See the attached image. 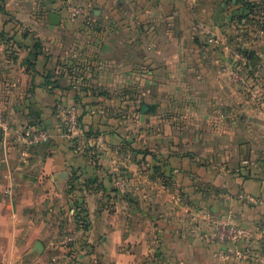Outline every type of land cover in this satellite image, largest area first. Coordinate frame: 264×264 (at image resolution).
Segmentation results:
<instances>
[{
	"label": "crops",
	"instance_id": "crops-1",
	"mask_svg": "<svg viewBox=\"0 0 264 264\" xmlns=\"http://www.w3.org/2000/svg\"><path fill=\"white\" fill-rule=\"evenodd\" d=\"M3 1L0 264H94L95 250L106 264H223L219 255L231 241L218 238L216 224L225 221L245 231L243 252L252 255L242 252L230 264H264V70L255 68V53L242 62L254 63L245 82L225 72L242 60L223 46V15L213 3ZM46 3L59 22H48L49 11L45 20L36 16L45 30L38 36L55 50L45 45L30 58V36L21 28L30 25L33 6L43 11ZM75 3L90 5L89 18L68 17ZM89 53L100 60L92 75L82 71L91 80L84 83L67 61ZM110 90L134 92L138 112L141 100L155 110L142 119L138 113L134 131L122 134L118 128L129 118L106 116ZM59 104L80 114L70 130L53 109ZM24 116L38 120L49 138L18 148L14 130ZM120 171L135 193L107 198L108 176ZM106 199L121 203L109 210ZM76 202L86 227L72 214ZM62 214L67 223L60 230L55 221Z\"/></svg>",
	"mask_w": 264,
	"mask_h": 264
},
{
	"label": "rangeland",
	"instance_id": "rangeland-1",
	"mask_svg": "<svg viewBox=\"0 0 264 264\" xmlns=\"http://www.w3.org/2000/svg\"><path fill=\"white\" fill-rule=\"evenodd\" d=\"M44 1V0H43ZM0 2H4L3 0H0ZM49 2V0L47 1ZM207 2H211L213 3V9L212 11H214V9H217L216 11H218L221 15H223V17H221V19L219 20V22L221 23L220 27L222 28V36H223V41L222 44L223 46L227 49V51H232L235 54H239L241 52H245L247 50H253V54H257V60H256V64H259L258 66L256 65L255 68H259L260 70H264V0H208ZM50 3V2H49ZM46 3V7L45 10H40V8L37 6H33V8L31 9V16H32V20L30 21V25L28 24L27 27L31 28L30 31H28L26 28L27 27H22L21 31L22 32H28L29 33V42L25 45L30 46L29 50L32 51V55L30 56V58H33V52L36 51L37 53H41L42 52V47H45V45H47L48 47H52V50H55L53 48V43H49V41L45 40L44 38H40V36H38L40 33V35H44L43 32H45L44 29L40 28V24L38 25L36 22V16L39 15H43V17H41L43 20H45V11H49L50 9V4ZM40 4V3H39ZM41 5V4H40ZM75 6H81L83 11L80 12V14H76V15H71V9ZM89 6L88 4H84V3H75L72 5H69L66 8L67 11V15L69 18H74L76 16H89L90 10H89ZM41 12V13H40ZM106 12H103V14H105ZM200 18H202L204 16V19L206 18V14L203 11H200ZM87 16V17H88ZM89 18V17H88ZM35 21V22H34ZM210 23V19L208 20ZM213 21V20H212ZM42 29V30H41ZM26 34V33H25ZM69 37L67 35H70V33H63V36ZM46 35V34H45ZM85 40L89 39V37H84ZM84 40V41H85ZM43 42V43H42ZM71 44V37L70 39L67 40V43H65V49L66 51L70 48ZM41 50V51H40ZM70 54V53H69ZM88 56V57H87ZM83 58L80 59H72V60H68V64L71 67L74 66L73 68L76 70H80L77 76L80 78L81 82H91L90 75H88L87 78H85V75L82 73L83 70H87V72L89 71V73L92 75V71L94 69L95 66H97L98 64L96 63L98 60H100L98 57L94 56L93 54L87 55ZM69 59H71L69 57ZM245 60V56L244 59L240 62L237 63L241 68L244 67V69L247 70L246 66H248L249 70H252V64H254L252 62L253 59H250V61L248 62L249 65H243V61ZM104 62V61H103ZM246 62V60H245ZM49 70V69H48ZM249 72V71H248ZM245 75H246V79L248 77L246 71H245ZM76 79V77L74 78ZM264 79V76H263ZM245 82V81H244ZM97 90V89H96ZM99 91V90H98ZM100 93V91L98 92ZM106 94H112V95H108L109 99H114L113 101L108 102L106 105V116H111L114 118H119V117H123V119L129 118L127 119V123L122 124L121 126L118 128V130L123 134L124 132H128V134L132 133L135 129V127L137 126V115H138V111H137V106H135L136 104V96L134 95V92H132L131 90H128L127 92H123V91H119V90H110V92H106ZM123 100H129V103H126V106H122ZM131 102V103H130ZM73 106V105H70ZM69 107V105L63 104V105H54L53 109L56 110V113L58 114V118L61 119V121L63 120L62 118V114L61 112L66 111L67 108ZM105 110V108H104ZM64 114H67V112H65ZM145 115V114H144ZM25 117V116H24ZM23 117V122L20 124L21 125H25L27 123H34L35 125H38L39 121L36 119H30V117ZM117 125L118 126V121ZM122 122V121H121ZM63 123V122H62ZM108 126H110V128H112L113 124H106V130H108ZM22 128V127H21ZM16 130H14V136H17V134L20 132L19 127L15 128ZM129 134V135H130ZM123 136V135H122ZM125 137H123V139L121 140L122 145H119L118 148L120 146H122L120 149H125L126 147V143L124 142ZM133 140V137H132ZM138 140H141V137L138 138ZM17 144V143H16ZM15 144V146H17ZM129 145V144H128ZM19 146V145H18ZM109 175V174H108ZM123 173H121V171L116 174H111L108 176V180L110 182H106V197L107 198H111V197H119V196H127V194L129 195H133L135 193V188L133 187H125L124 186V182H121L119 179L120 177L122 178ZM149 175V173H148ZM147 175V176H148ZM163 181L167 182L166 180L162 179ZM89 188H93V185H91ZM108 191V192H107ZM84 192V191H83ZM90 193V192H89ZM82 193H80L79 195H81ZM118 202H116L115 204L111 201H109V199H106V208L111 210H115L117 209V207L119 206V204L121 202H119V204H117ZM76 210L73 211L72 214H75ZM78 218H75L76 220H78L77 224H79L80 226H83L84 222H87V225L90 224V222L88 221V219L86 220L85 218H82V215L80 213H78ZM55 223L57 225H59L60 230H62L63 228L66 227L67 220H66V215L62 214L61 217L57 218ZM76 224V225H77ZM75 226V225H73ZM226 228V226H224V229ZM214 229V227H213ZM216 230H218V228H216ZM220 231V230H218ZM215 233V232H214ZM229 231L228 230H223V235L222 238H227L226 236H228ZM79 236V235H78ZM68 237V236H67ZM65 242L69 241V238L63 237L62 238ZM240 244H243V246H240L239 243L237 242H233L231 243V245H225L224 248L222 249V255L223 257L221 258L223 260V264H230V262L236 260L234 257L238 256L237 254H233L232 252H230L228 250V246H232V248H237V250L240 252L239 255L242 254L243 251H245V247H247V244L250 240V238H248V235L246 234H242L240 236ZM242 241V242H241ZM250 242V241H249ZM78 245H82V243H78ZM84 245V243H83ZM86 246V245H85ZM84 249H87L85 248ZM260 250V249H257ZM260 252V251H259ZM247 252H243V254L241 256H244L246 259L250 260V257L252 255H249L247 257ZM92 258L94 261V264H106L105 259L103 258V254L102 252H96L92 255Z\"/></svg>",
	"mask_w": 264,
	"mask_h": 264
},
{
	"label": "built area",
	"instance_id": "built-area-1",
	"mask_svg": "<svg viewBox=\"0 0 264 264\" xmlns=\"http://www.w3.org/2000/svg\"><path fill=\"white\" fill-rule=\"evenodd\" d=\"M83 11L81 6H75L71 9L70 14L71 15H76V14H80V12ZM237 57L239 60H243L244 59V52H241L239 54H237ZM246 58V56H245ZM236 67L232 68H226L225 72H227L229 74V76L232 79H235L241 83H243L246 80V75H245V69L244 67H240L238 64L235 65ZM65 112H67V114H64ZM61 112L62 114V119L64 121V123H66V130H70L71 127L75 124L76 122V108L75 106H69L67 108L66 111ZM50 136V133L47 129L42 128L40 125H35L34 123H27L25 124L20 132L17 134L16 136V143L18 146V148L20 149H25L28 146H32L34 144H37L39 142H43L45 140H47ZM224 226H226V228L224 229ZM216 228H218L217 230V236L218 238L222 239V235H223V230H228V236L227 239L231 241V243L236 242V240L242 235V234H246L245 231L243 229H241L240 227L235 226L234 224L225 221V222H217L216 224ZM232 246H228V250L230 252H232L233 254H237L239 255V251L237 250V248H232ZM220 257H223L222 253L219 255ZM256 259L261 260L260 256L256 257Z\"/></svg>",
	"mask_w": 264,
	"mask_h": 264
},
{
	"label": "water",
	"instance_id": "water-1",
	"mask_svg": "<svg viewBox=\"0 0 264 264\" xmlns=\"http://www.w3.org/2000/svg\"><path fill=\"white\" fill-rule=\"evenodd\" d=\"M48 16V22L51 24H56L59 22V15L53 11H49L47 13ZM155 110V104L153 102H146L144 100L140 101V107H139V117L140 119L143 118L144 114L153 112ZM264 238V235H263ZM36 244L38 248H41V244L39 241H36Z\"/></svg>",
	"mask_w": 264,
	"mask_h": 264
},
{
	"label": "trees",
	"instance_id": "trees-1",
	"mask_svg": "<svg viewBox=\"0 0 264 264\" xmlns=\"http://www.w3.org/2000/svg\"><path fill=\"white\" fill-rule=\"evenodd\" d=\"M244 54H245L247 59L252 58L253 57L252 56L253 55V50H247V51L244 52ZM33 56H36V51L33 52ZM46 77H48V75H46ZM79 120H80V114H76V121L78 122ZM38 125H40L42 128H45L40 123H38ZM61 126H63L64 130L66 129V123H64V121H63V123H61ZM75 206H76L75 214L78 215V213H80L82 215V218H85L83 205L80 202H76ZM86 226H87V222H84L83 227H86ZM68 253L70 254L71 251L68 252Z\"/></svg>",
	"mask_w": 264,
	"mask_h": 264
}]
</instances>
